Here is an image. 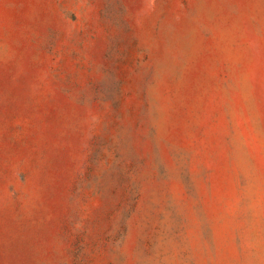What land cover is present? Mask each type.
<instances>
[{"label":"rangeland","instance_id":"1","mask_svg":"<svg viewBox=\"0 0 264 264\" xmlns=\"http://www.w3.org/2000/svg\"><path fill=\"white\" fill-rule=\"evenodd\" d=\"M0 264H264V0H0Z\"/></svg>","mask_w":264,"mask_h":264}]
</instances>
